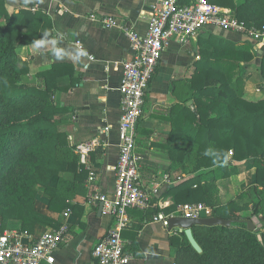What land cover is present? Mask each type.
Instances as JSON below:
<instances>
[{"label": "trees", "instance_id": "trees-1", "mask_svg": "<svg viewBox=\"0 0 264 264\" xmlns=\"http://www.w3.org/2000/svg\"><path fill=\"white\" fill-rule=\"evenodd\" d=\"M6 2L0 0V235L10 220L21 221L22 230L30 233L37 224L53 225L35 208L39 194L50 198L52 211L62 212L71 206L67 197L82 193L87 179L61 130L69 110L57 101L60 93L79 87L83 78L69 63H55L33 75L18 49L52 39L53 21L41 9L10 13ZM209 2L229 9L247 26L264 25V0ZM208 44L199 51L196 72L186 85L187 103L193 105L172 108V130L165 145L169 173L194 176L168 189L165 194L172 196V205L161 208L162 197H152L145 211L133 210L138 224L123 234L130 240L126 251L135 249L143 226L155 222L160 213L171 215L182 205L203 203L212 208L213 217L235 222L231 227H193L201 254L184 233L174 230L169 238L174 264H264V226L252 232L245 222L264 215V97L250 100L244 88L258 54L250 41L211 36ZM258 71L264 92V55ZM206 150L212 152L205 155ZM231 152V164L226 165ZM242 162L253 164L259 196L248 217L244 214L249 204L233 200L218 205L214 196L218 182L228 179ZM189 163L193 167L186 171Z\"/></svg>", "mask_w": 264, "mask_h": 264}, {"label": "crops", "instance_id": "crops-1", "mask_svg": "<svg viewBox=\"0 0 264 264\" xmlns=\"http://www.w3.org/2000/svg\"><path fill=\"white\" fill-rule=\"evenodd\" d=\"M235 1L239 3L242 0ZM7 5L10 13L19 12L21 9H41L51 17L55 35L47 41L55 40V45L46 42L39 49L33 48V45L20 47L19 58L29 62L33 75L55 63H69L82 76L83 81L79 87L68 93H60L57 97L58 103L69 110L68 120L61 125V130L66 133L69 148L77 156L74 152L76 144L99 137L107 129L108 132L102 135L106 142L92 154L91 164L97 173L99 189L112 197L120 154L122 64L133 57L130 42L121 30L120 23L127 22L138 34L146 35L157 0H7ZM109 18L118 19V24H105L103 20ZM211 36L234 43L246 41L238 34L215 29L204 31L187 45H180L173 40L164 53L146 98L144 115L138 130L137 154L141 160L144 187L152 190L160 185L159 198L162 197V200L159 203L164 208L173 203L172 196L165 194L168 189L194 176L189 174L184 179L179 176L183 173L171 175L168 171L171 161L165 145L172 130L168 119L171 117L172 108L177 104L190 106L191 102L187 103L189 97L186 85L196 72L200 60L199 51L208 47ZM263 55L264 53L258 54L252 68L258 69ZM253 77L251 75L246 81V94L257 99L260 95L255 91L256 87L261 88V80ZM260 93L262 97L259 99L264 97L262 88ZM236 165L239 174L230 181L238 180L241 188L235 190L236 193L234 189L219 188L214 196L218 205H224L235 201L229 199L220 203L223 198L227 199V194L236 198L243 193L244 198L238 202L249 204L250 211L244 214L248 217L256 209L259 196L254 189V183L253 189L243 186L250 184L246 181L250 176L254 178V182L255 168L249 162ZM166 176L169 177V183L165 182ZM49 201V197L39 194L35 208L51 219L53 225L37 224L32 234L40 236L57 228L65 220L64 213L70 211V230L55 253V264H96L92 256L93 248L112 226V219L100 212L101 204L86 203L85 187L82 193L67 197L66 201L71 206L62 212L52 211ZM130 214L133 219L132 226L134 223L138 224L133 211ZM251 220L257 229L264 226L262 214L253 216ZM18 230H22V222L10 220L5 232ZM172 232L162 222L145 224L138 235L135 249L128 250L134 257L132 264H174L170 256L169 241ZM124 241L127 247L130 240Z\"/></svg>", "mask_w": 264, "mask_h": 264}, {"label": "built area", "instance_id": "built-area-1", "mask_svg": "<svg viewBox=\"0 0 264 264\" xmlns=\"http://www.w3.org/2000/svg\"><path fill=\"white\" fill-rule=\"evenodd\" d=\"M109 26L118 24V19H104ZM121 30L130 42L132 59L122 64L123 78L120 87L121 118L119 121L120 154L116 164V187L110 197L97 185V173L91 164V156L103 144L101 136L78 143L74 152L79 165L87 172L84 183L86 203L103 205L102 213L112 219V226L96 243L92 256L96 264H132L133 255L126 251L123 233L130 229L133 219L130 211H145L151 198H159L160 185L145 189L142 180L140 158L137 154L138 130L144 115L146 98L165 51L173 40L180 45L189 42L208 29L238 34L250 41L257 54L264 53V25L247 26L233 16L229 9L214 5L209 0H157V5L149 19V30L144 36L138 34L127 22L121 21ZM233 153L226 165L230 164ZM166 183L169 177L166 176ZM161 208L164 206L160 203ZM70 211L64 213L65 220L55 229L36 236L25 230L4 232L0 235V264H55V253L64 243L70 230L68 218ZM213 216L210 206L186 204L171 215L160 213L156 222L167 227L171 217L208 218Z\"/></svg>", "mask_w": 264, "mask_h": 264}, {"label": "water", "instance_id": "water-1", "mask_svg": "<svg viewBox=\"0 0 264 264\" xmlns=\"http://www.w3.org/2000/svg\"><path fill=\"white\" fill-rule=\"evenodd\" d=\"M192 106V102L189 104ZM103 205L100 207V212L102 211ZM235 221L222 219L220 217H208V218H185V217H171L167 220V228L169 232L174 230L184 233L189 244L192 248L199 254L203 252L201 246L196 241L193 234V227L203 226V227H231L232 223ZM248 225V229L252 232L257 230L254 222L250 220L245 221ZM261 240V237H260Z\"/></svg>", "mask_w": 264, "mask_h": 264}, {"label": "rangeland", "instance_id": "rangeland-1", "mask_svg": "<svg viewBox=\"0 0 264 264\" xmlns=\"http://www.w3.org/2000/svg\"><path fill=\"white\" fill-rule=\"evenodd\" d=\"M6 6H7V9H8V5H7V2H6ZM8 11H9V9H8ZM10 12V11H9ZM14 13V12H13ZM254 61H257V59H255ZM250 74L251 75H253L254 77L253 78H256V80H260V75H259V71H258V69L256 70V67H254V68H252L251 70H250ZM251 75H250V78H251ZM247 81V80H246ZM245 93H246V82H245ZM259 90V91H258ZM261 91V88H257L256 87V93L258 92V94L257 95H260V96H258V98L257 99H259L260 97H262L261 96V93L259 94V92ZM255 93V94H256ZM246 96H247V98L248 99H250V100H257V99H255V98H253V97H250V96H248L247 94H246ZM249 163H251V162H249ZM231 164V163H230ZM229 164V165H230ZM231 166H233V164L231 165ZM193 167V164H191V163H189L188 164V168L186 169V171H190L191 170V168ZM189 174L190 173H188V172H183V174H180L179 176H183V178L185 179L186 178V176L188 177L189 176ZM239 174V169H238V165H236V168L231 172V176L228 178V179H225V180H220L219 182H218V189L220 188V189H234L233 191L236 193V191L235 190H237V189H240L241 187L240 186H238V180H236V179H234V181H237V182H233V180H232V182L230 181V179L233 177V176H236V175H238ZM252 179H254V178H252L251 176L250 177H248V178H246V181L248 182V183H250V184H248V185H250V187H248V185H247V183L243 186V187H245L246 189H253V183L254 182H252L253 180ZM255 181V180H254ZM255 189V188H254ZM243 193L241 194V195H239V196H237L236 198H232V195L230 194V195H226L227 197V199H224L223 198V200H222V202L221 201H219L220 203H223V202H225L226 200H229V199H235L236 201H238V200H241L242 198H244L243 197ZM243 202V201H242ZM254 207H255V205H254ZM247 214V213H246ZM250 215V214H249ZM253 214H251L250 216H252ZM259 227H260V225H259Z\"/></svg>", "mask_w": 264, "mask_h": 264}, {"label": "clouds", "instance_id": "clouds-1", "mask_svg": "<svg viewBox=\"0 0 264 264\" xmlns=\"http://www.w3.org/2000/svg\"><path fill=\"white\" fill-rule=\"evenodd\" d=\"M45 38L48 36V33L44 34ZM51 43L53 45H55L56 41L52 40V41H47L46 39H41V40H36L33 42V48L39 49L42 45H44L45 43ZM210 152H212V150H206V152L204 153L205 155H209ZM214 154V153H213Z\"/></svg>", "mask_w": 264, "mask_h": 264}]
</instances>
